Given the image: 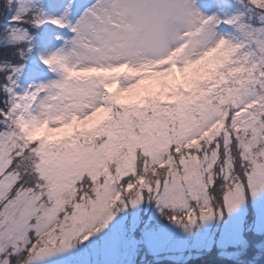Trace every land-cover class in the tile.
Segmentation results:
<instances>
[{"label":"snow or ice","instance_id":"6c2138e0","mask_svg":"<svg viewBox=\"0 0 264 264\" xmlns=\"http://www.w3.org/2000/svg\"><path fill=\"white\" fill-rule=\"evenodd\" d=\"M0 264H264V0H0Z\"/></svg>","mask_w":264,"mask_h":264}]
</instances>
